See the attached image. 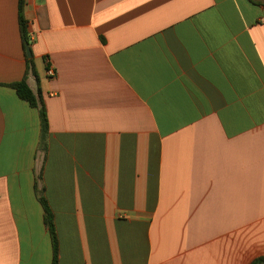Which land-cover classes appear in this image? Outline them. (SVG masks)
Returning a JSON list of instances; mask_svg holds the SVG:
<instances>
[{
    "label": "crops",
    "instance_id": "obj_1",
    "mask_svg": "<svg viewBox=\"0 0 264 264\" xmlns=\"http://www.w3.org/2000/svg\"><path fill=\"white\" fill-rule=\"evenodd\" d=\"M19 5L0 0V264H52L42 191L59 264H264V0H26L35 72Z\"/></svg>",
    "mask_w": 264,
    "mask_h": 264
},
{
    "label": "trees",
    "instance_id": "obj_2",
    "mask_svg": "<svg viewBox=\"0 0 264 264\" xmlns=\"http://www.w3.org/2000/svg\"><path fill=\"white\" fill-rule=\"evenodd\" d=\"M25 5H26V0H20V5H19L20 25H21L23 39L25 42V52H26V48H27L26 46L27 44H30L29 43L30 40L28 36V21L25 18ZM28 62L35 72V64L33 58L32 57L28 58ZM8 86L13 88L17 92V95L22 100L28 102L32 107L40 109L41 125H42L43 137H44L49 130V120L47 117L45 106L44 105L39 106V103L41 101L40 94L36 95L33 92V90L28 85L26 78H24L20 82L8 84ZM39 200L44 208V212H45L44 221H45V225L49 230V234L52 241V248H53L52 264H59L60 244H59V237L55 223V216L43 191L39 193Z\"/></svg>",
    "mask_w": 264,
    "mask_h": 264
},
{
    "label": "built area",
    "instance_id": "obj_3",
    "mask_svg": "<svg viewBox=\"0 0 264 264\" xmlns=\"http://www.w3.org/2000/svg\"><path fill=\"white\" fill-rule=\"evenodd\" d=\"M46 74H47L48 77L53 78V77L56 76V71H55V69L53 67L48 66V69L46 70Z\"/></svg>",
    "mask_w": 264,
    "mask_h": 264
},
{
    "label": "water",
    "instance_id": "obj_4",
    "mask_svg": "<svg viewBox=\"0 0 264 264\" xmlns=\"http://www.w3.org/2000/svg\"><path fill=\"white\" fill-rule=\"evenodd\" d=\"M27 48H26V52H27V55H28V57H32V50H31V47H30V45L29 44H27V46H26Z\"/></svg>",
    "mask_w": 264,
    "mask_h": 264
}]
</instances>
